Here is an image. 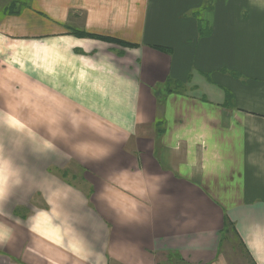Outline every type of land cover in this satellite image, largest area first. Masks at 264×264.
Returning a JSON list of instances; mask_svg holds the SVG:
<instances>
[{
    "label": "crops",
    "instance_id": "0c3cea01",
    "mask_svg": "<svg viewBox=\"0 0 264 264\" xmlns=\"http://www.w3.org/2000/svg\"><path fill=\"white\" fill-rule=\"evenodd\" d=\"M13 1L0 264H264V0Z\"/></svg>",
    "mask_w": 264,
    "mask_h": 264
},
{
    "label": "trees",
    "instance_id": "16d2710c",
    "mask_svg": "<svg viewBox=\"0 0 264 264\" xmlns=\"http://www.w3.org/2000/svg\"><path fill=\"white\" fill-rule=\"evenodd\" d=\"M13 2H15L13 5H11V6H9L7 9H5V14L6 13H9V14H19V7L17 6V4H16V0L15 1H13ZM22 4H24L23 2H22ZM25 5V4H24ZM88 34H81V36L83 37V36H87ZM89 36H90V34H89ZM92 38H96V39H102V40H105V41H107V40H109V39H107V38H103V37H100V36H94V37H92ZM171 86H166V88H165V91L167 92V93H170V92H173V88H170Z\"/></svg>",
    "mask_w": 264,
    "mask_h": 264
},
{
    "label": "rangeland",
    "instance_id": "374dc122",
    "mask_svg": "<svg viewBox=\"0 0 264 264\" xmlns=\"http://www.w3.org/2000/svg\"><path fill=\"white\" fill-rule=\"evenodd\" d=\"M11 0H0V5L1 4H8ZM25 1L27 4L30 3L31 0H22ZM1 8H0V15H1ZM162 259V260H161ZM161 264H183L181 263L179 260H177L176 258L168 260V258L166 257L165 259L161 258Z\"/></svg>",
    "mask_w": 264,
    "mask_h": 264
}]
</instances>
